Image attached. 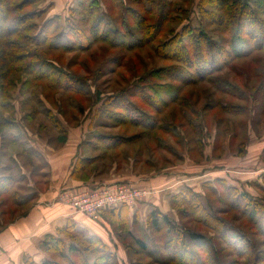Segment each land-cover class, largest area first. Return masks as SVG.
<instances>
[{
	"label": "rangeland",
	"instance_id": "374dc122",
	"mask_svg": "<svg viewBox=\"0 0 264 264\" xmlns=\"http://www.w3.org/2000/svg\"><path fill=\"white\" fill-rule=\"evenodd\" d=\"M90 1H96L98 4V21H100V25H108L109 27L107 28L110 32L118 30V41H123V43L127 44L130 41L132 42L133 38H141L142 42L147 45L127 51L126 49L128 47L124 44L123 48H115L105 43H98L91 44L90 46H83V49H88L87 52L84 53L78 51L77 53L68 52L65 54H56L55 56H60V64L63 68H66L68 65L72 66V68L66 69L67 73L77 77L79 81L83 80L85 85V87L82 88V91H84L83 95L88 97L90 104L88 103L89 105L86 104L83 109H80L77 106V102L75 100L72 101V97H70L71 99L67 100V104L70 105L71 108H69L65 115H61L60 111L54 107V105L59 106L64 98L59 99V97H56V99L52 101L54 105H51L40 97L38 101H34V104H36V107H42L43 110L51 108L55 119L60 121V123H66L68 126H71L73 130H76L75 127L78 128V126H81L79 128L87 131L88 125H91L92 132L96 136L98 134L115 135L117 133L121 135L126 134L128 136L137 135L141 131L138 125L133 126L134 124L132 123H129L132 126L128 125L126 127L117 125V121L115 120L116 116H114V112L117 109L109 106V104L112 103L111 98H113L114 95L118 96L122 89L126 88V94H128L129 91L131 92L133 88L129 89V86L132 84L134 86V84H136L134 82H137V78L147 75L149 70L170 67V62H164L160 56H156L157 54L155 55V47L151 45L149 39H142L144 35L140 37V33L134 26L135 20L133 18V10L138 11L140 15L144 13L141 3L145 0H38L31 8H35V10L39 12V19L35 21V23L39 25V28L45 26L48 21H53L55 26H57L56 32L65 33L70 25L75 27L78 20L77 14L80 5L83 2L87 4ZM173 2L180 11L172 14L173 17H176V20L168 24L166 28H172L177 33H181V27L184 25L198 28L200 24L196 9L198 0H173ZM156 9L157 10L153 8L154 12L151 16L152 18L146 16V25L157 19L159 6H157ZM248 23L249 21H243V28L249 29ZM101 29H103V26H101ZM211 29L210 26L206 27L207 34L212 37L213 41L219 43L221 36L211 34ZM233 29L235 30L234 27ZM122 34H124L125 37L122 38ZM165 37L167 38L168 35ZM162 43L163 40L160 41V44ZM133 47L134 46L131 48ZM122 55L125 57V64L127 60L131 61L129 68L132 69V73L127 74L124 73L123 69H120L118 72L124 74L125 79L129 77V80L127 79L126 83L118 84L116 83L115 75L109 72L111 67L114 68L113 61ZM137 57L143 60L144 68L140 60L136 61L133 59ZM212 75H216V79L222 82L220 88L224 86L226 94L217 93L212 87L213 85L207 81L200 83L196 87L187 86L182 96H180V100L189 99L187 100L188 102L191 100V105H194V108H192L193 111L195 109L200 111L198 120H190V118L193 117L192 110L191 113H185L187 115L183 120L177 117L175 124L182 123L183 125L180 126V128L174 125V132H170L166 141L163 142L166 151L159 150L154 146L152 140L146 139L139 140L138 142L136 141L132 145H127L126 148L121 146L119 149H131V156L128 154L124 156L125 161L121 166L122 170L117 172L114 171L115 167L112 163L109 165L108 169H106L104 175L93 177V179L96 178L101 183H107V181L117 178V173H121L122 176L128 179L142 181V183L156 184L162 183L164 179H187V177H192L198 173L200 176H198L197 181L193 180L188 184L187 181H185L183 185H186V188L190 187V190L194 193L198 192V200L211 220L208 223L202 213H196V202L193 205L194 201L188 205L180 204L173 207L170 202L172 198L170 195L168 199L165 200V205L163 204L164 211H167V213H161L168 217L170 226L175 229L174 233L168 232L166 223L160 227L161 229L154 232L146 222L145 224L141 222L140 226H133L131 229L132 234L127 232V227H124L123 224L116 221V227L113 228V226L108 227L106 225V229H104L105 233L110 238L107 242L110 243L105 244L108 247V251L105 253L110 254V260L100 258L99 254L101 249L93 245L87 248L88 252L91 253L86 260L88 264H96L95 261H97L98 264H170L169 262H165L168 259V246H165V244L169 236L175 241L174 238L178 234H183L186 246L188 245L191 249L195 248L193 250L197 251V255L202 256L205 261L207 259L206 252L212 250L211 245H213L219 251L221 264H228L232 261H238V264L245 263L247 258L241 259L235 257L233 253H231V249L226 241L220 237L222 232L218 231L221 227L218 228L219 225H217V222L224 223L222 230L230 237H233L236 233L238 234V230L242 229L241 232L243 233L244 231L250 241L256 243L255 253L264 251V239L253 236L255 230L251 229L250 226L243 222V219L240 218V211L232 208L235 207L236 204L230 205L233 199H228L233 197L225 193L226 191L232 193L235 189L237 193H233L234 196L247 193L254 202L264 204V185H259L262 182V177H264V173L259 175V171L262 172L264 170V157H262L264 156V90L262 91V89H264V53L252 52L244 58L233 62L229 67ZM24 78L22 77V80H24ZM135 78L136 81H134ZM150 81L155 82L156 80L151 79ZM261 92H263V94ZM19 93V87L11 92V98L16 107V118L14 116L12 118L7 117L10 121H16L21 116H24L30 111L32 105L30 104L28 107L24 108L21 105L22 97ZM124 99L126 102L134 101L130 99L129 96H125ZM218 103H220L221 108L223 106L226 110L224 108H218ZM131 107L130 105L129 108ZM77 109L82 111H77ZM173 113L178 115L175 112V107L170 106L161 116L155 114L151 115H153L157 122H160L162 119L164 124L169 125L172 121L171 118ZM38 120L39 123L43 124L42 132L39 135L38 132L34 133V131L36 132L38 129L35 125L31 127L34 131H31L25 124L22 125L23 128L29 130H27L28 133L15 128L13 135L18 138L20 144L29 148L27 143L32 141L31 139L33 136H38L41 141H47L46 138L50 137L55 141L60 137L66 139L65 136L61 135L62 133L58 134L60 131H55L43 116H38ZM138 120L137 123H145L144 121H140V118H138ZM188 120L191 121L192 125H188ZM78 130L80 131V129ZM29 133L30 135L32 133L34 134L30 136ZM88 137L89 136H87L86 139ZM95 138L96 137H93V139ZM142 144L147 147L145 148L146 153L141 156V163L137 166H133V161L131 159L132 152L139 146H142ZM57 145L58 143L52 144L54 147H57ZM147 149L153 154L150 156L146 155L150 154L147 153ZM29 150L31 149L29 148ZM15 153H22L20 146L16 148L11 147L8 152V160H6V162L1 161L0 163V177L12 176L16 180H13V183L9 187L10 193H12L11 197L7 199L9 203L7 202L8 204L6 207L1 208L0 211L4 209L8 210V206L13 210L11 206L13 203H11V201L19 199L24 201L32 195L33 199L36 198L35 193L39 190L37 186L44 181L42 162L27 157L25 159L27 162L23 158H17V164V161L11 159V156L15 155ZM99 154H101V152H88V156H96ZM144 162L148 164L147 167ZM198 162H201L200 169H192L193 164ZM168 163L172 165L168 166ZM155 165L157 166L155 167ZM3 166L4 168L2 169ZM143 166L144 168L142 169ZM257 171V174L253 173ZM33 172H35V174H33ZM90 179L92 182H95L92 178ZM247 180H251V183ZM132 185L135 187L134 184ZM96 186L97 185L94 187ZM136 187L138 188V186ZM177 187H181L180 184H176L173 188H169V191L177 192ZM63 194L64 192L60 190L58 197ZM162 198L163 197L159 195L156 199L159 200ZM1 200H3V197L0 198V201ZM139 200H141V198ZM139 203L140 201L132 207L137 206ZM32 205L33 203L30 204L29 209ZM175 208H178L179 211ZM29 209L25 214L28 213ZM110 210L112 209L103 211L99 219L93 221L75 213L71 209L73 215L84 220L88 219L92 221L90 223H95L96 225H101L102 217ZM10 219L11 215H8L4 218V221H10ZM0 222H3L1 218ZM11 224H13V222ZM118 226L120 229H118ZM216 227L218 232L216 231ZM77 228L86 231L80 226H77ZM2 230L4 231V228L0 229V234ZM118 231L120 233L119 236H117ZM190 232L201 234L205 237L204 241L199 243V245L195 243L192 244V242H189L187 239L188 233ZM86 233L88 232L86 231ZM88 235L90 234L88 233ZM50 236L65 240V245L67 246L68 240L64 239L62 236V238H60L58 234H52ZM136 241H140L144 246H140L138 244L139 242ZM184 242L182 244L178 241L175 244L176 251L181 256L183 252L180 251L185 244ZM14 246L15 245L12 244L9 248ZM197 247H199V249ZM36 249L38 250V252H36L38 253L37 256L33 254L27 255L28 257H25L22 262L20 261L18 264H30V262L34 264H43V262L45 260L48 261L49 258L54 260V264H80L84 262L81 260L76 261L72 257L68 259H59L55 254L45 252L44 250H46V248L40 247V244L36 245ZM7 255L6 250L0 249V259H2L4 263L7 262L5 260ZM183 256L184 258L186 257V255Z\"/></svg>",
	"mask_w": 264,
	"mask_h": 264
},
{
	"label": "trees",
	"instance_id": "16d2710c",
	"mask_svg": "<svg viewBox=\"0 0 264 264\" xmlns=\"http://www.w3.org/2000/svg\"><path fill=\"white\" fill-rule=\"evenodd\" d=\"M36 1L38 0H0V147L20 146L25 159L27 157L32 158L34 152L27 150L24 145L20 144L18 138L13 135L15 128L27 132L28 129L22 126L25 124L31 131H34L31 127L35 125L38 128L39 135L42 132L43 124L39 123L38 116H43L55 131H60L58 134H64L60 121L54 117L53 110L51 108L43 110L42 107H36L34 101H38V98L41 97L46 102L54 105L52 101L56 97H59V99L64 98L59 106L54 105L61 115H65L71 108L67 104V100L71 99L70 97H72V101L77 102L80 109H83L86 104H90L88 97L83 95L82 88L85 87L83 80L80 79L81 81H79L77 77L67 73L66 69L72 68V66L68 65L63 68L60 64V56H55L56 54L77 53L78 51L84 53L88 49H83V46L98 43H105L115 48H123L124 44L128 47L127 51L147 45L142 42L141 38H133L132 42L130 41L127 44L118 41V30L110 32L107 28L108 25H100L96 1H90L87 4L83 2L80 5L75 27L70 25L65 33L56 32L57 26L53 21H48L45 26L39 28V25L35 23L39 19V12L35 8H31ZM141 5L144 10L141 15L138 11L133 10L134 26L140 33V37L144 35L142 39H149L151 45L155 47V55L160 56L164 62H170V67L149 70L147 75L137 78L134 86L133 84L129 86V89L133 88L131 92L129 91L126 94L125 88L121 90L118 96L114 95L111 98L112 103L109 106L117 109L114 112L117 125L126 127L128 125L132 126L129 124L132 123L133 126L138 125L141 131L133 136L119 133L115 135L98 134L96 136L92 132V126L88 125L86 133L89 136L86 139L87 146L93 153L101 152V154L77 159L72 172L74 177L81 179L92 177L93 179L94 176L105 174L106 169L112 163L115 167L114 171H118L125 161L124 156L126 154L131 156V149L119 148L121 146L126 148L127 145H132L139 140H152L156 148L166 151L163 142L166 141L170 132H174V125L179 128L183 125L182 123L175 124L177 117H180V120L185 119L187 115L185 113H191L192 108H194V105H191V100L189 102L187 101L189 99L180 100L184 89L187 86L196 87L207 81L213 85L212 87L217 93L226 94L225 87L220 88L222 82H219L216 75L212 74L220 72L252 52L264 53V0H198L196 9L200 19L199 27L192 28L189 25H184L181 27V33H177L172 28H166L168 24L176 20V17H173L172 14L180 11L173 0H145ZM157 6H159L157 19L146 25V16L152 18L153 8L157 10ZM243 21H249V29L243 28ZM101 26H103V29H101ZM207 26L212 28L211 34L221 36V38L219 37V43L213 41L212 37L207 34ZM166 35H168L167 38ZM121 36L122 38L125 37L124 34ZM162 40L163 43L160 44ZM132 46L134 47L131 48ZM133 59L140 60L144 68L143 60L140 57ZM124 62V55L117 57L113 61L114 68H110L109 73L115 75L118 84L126 83V80H129V77L125 79L124 74L118 72L120 69H123L124 73H132V69L129 68L131 61L127 60L126 64ZM22 77H25L24 80H22ZM151 79L156 81L152 82ZM134 81H136V78ZM17 87H19V94L22 97L21 105L24 108L30 104L32 105L30 111L24 116L16 121H10L7 117L12 118L16 115V107L11 98V92ZM261 93L263 94V92ZM125 96H129L134 101L126 102ZM130 105L133 108H129ZM170 106L175 107V112L178 115L172 114V121L169 125L164 124L161 117V121L157 122L151 115L161 116ZM217 107H220V103L217 104ZM222 108L224 107L222 106ZM80 109H77V111H82ZM199 113L200 111L195 109L190 120H198ZM138 118L145 123H137ZM187 123L192 125L189 120ZM93 137L96 138L93 139ZM60 138L56 139L57 143H61L65 139ZM145 148L147 147L142 144L132 152L133 166L141 163V156L146 153ZM147 153H150L148 149ZM152 154L146 155L150 156ZM146 162L144 164L147 167ZM171 165L168 163V166ZM13 180L16 181L12 176L0 177V198L3 197V200L0 201V209L5 208L9 203L7 199L12 195L9 187ZM93 180L95 182L90 181L91 186L130 184L128 181L118 180L117 178L111 179L107 183H101L96 178ZM259 185H264V177H262V182ZM225 193L233 197L228 200L233 199L230 205L236 204L232 208L240 211V218L243 219V222L255 230L253 236L264 239V204L254 202L247 193L234 196L233 193H237L235 189L232 193L229 191ZM198 195L192 192L190 188H186L174 194L170 202L173 207L180 204L188 205L192 201H194V205L196 202V213H202L209 223L211 218L203 210ZM32 200L33 195L24 201L21 199L11 201L13 210L8 206V210L0 211V218L3 220V222H0V229L24 216ZM126 208V206L118 207L107 211L105 214H110L112 221H117L123 224L124 227H128L125 220ZM175 209L179 211L178 208ZM155 211L150 213L146 221L151 230L155 232L166 223L168 232L174 233L175 229L170 226L168 217L159 211ZM8 215H11V219L5 222L4 218ZM223 224V222H217L218 228L221 227L218 230L222 232L220 237L226 241L235 257L247 258L243 264H264V251L255 253L256 243H252L246 233L241 232L242 229L238 230V234L236 233L233 237H230L222 230ZM56 234L60 238L63 237L68 240L67 246L65 240L48 235L40 242V247L46 248L45 252L55 254L59 259L72 257L76 261H84L80 264H88L86 260L91 253L88 252L87 248L94 245L101 249L100 258L110 260V254L105 253L108 251V247L99 238L88 235L86 231L78 229L72 223H68L66 227L57 230ZM204 238L201 234L194 232L188 233L187 236L189 242L197 245L203 242ZM174 240L169 236L165 244V246H168V259L165 262L170 264H221L219 251L213 245H211L212 250L206 252L207 259L205 261L202 256L197 255V251L193 250L195 248L191 249L188 245L186 246L183 234L176 235ZM178 241L182 244L185 243L180 251L183 252V255H186L185 258L176 251L175 244ZM136 242H139L140 246H144L140 241ZM199 247L197 248L199 249ZM95 262L98 264L97 261ZM237 262L232 261L228 264H238ZM54 263L51 258L43 262V264ZM30 264L34 263L30 262Z\"/></svg>",
	"mask_w": 264,
	"mask_h": 264
},
{
	"label": "crops",
	"instance_id": "0c3cea01",
	"mask_svg": "<svg viewBox=\"0 0 264 264\" xmlns=\"http://www.w3.org/2000/svg\"><path fill=\"white\" fill-rule=\"evenodd\" d=\"M61 126L64 132L62 135L65 136L66 139H64L63 142L58 143L57 147L52 146V144L57 143V141H55L52 137L46 138L47 142L41 141L38 136H33L31 139L32 141L27 143L28 147L31 149L30 151L34 152L32 158L43 163L42 171L44 172V181L38 184L37 187H39V190L35 193L36 198L33 199V205L29 209L28 213L17 218L13 224L4 228V231L2 230L0 234V249L6 250L8 255L5 257L7 262L4 263L3 260L0 259V264H18V262H22L25 257H28L27 255L33 254L37 256L38 253L36 252H38V250L36 249V245L40 244L46 236L52 234L56 235V231L66 227L68 223L84 228L90 235L99 238L104 244L110 243H107L110 238L105 233L104 229H106V225L108 227L113 226L114 228L117 224L111 220L110 214H106L102 217L101 225H96L95 223H90L92 221H89L88 219L84 220L76 215H73L71 209L69 208L70 206L58 199L60 190L71 189L79 193L86 191L88 187L91 186L90 178L81 179L74 177L72 174L77 159L90 157L88 156V152H90V150L86 142L87 131L79 128L81 126H78V128L75 127L76 130H73L72 127L68 126L66 123H61ZM78 129H80V131ZM37 132L38 130H36V132L34 131V133ZM32 134L30 135L29 133L30 136H32ZM11 147H0V163L1 161L6 162V160H8V152ZM16 147L18 146H13L12 148ZM17 158H23L25 160L23 153H15V155L11 156V159L15 161H17ZM200 167L201 162H198L193 164L192 169L199 170ZM121 170L122 169L119 168L118 171ZM253 173L257 174L258 171ZM263 173L264 170L262 172L259 171V175ZM101 175L98 176L100 177ZM195 175L192 177L189 176L187 179L175 178V180L172 177L173 179H164L162 183L148 184L144 182L142 183V181L125 178L121 175V173H117L116 177L118 180L124 179V181L134 184L135 187H140L139 190L145 192L144 197L140 200V203L137 206L126 208L125 220L128 226V232L132 233L131 229L133 226H140L141 222L145 224L148 219V215L154 210L167 213V211H164L165 209L163 208L165 200L168 199V196H173L177 192L185 189L186 185H183L185 181H187V184L193 180L197 181V178L200 175H198V173ZM247 181L251 183V180ZM176 184H180L181 186L176 188L177 192L169 191V188H173ZM159 195L163 198L157 200L156 198L159 197ZM118 229H120L119 226ZM119 234L120 233L118 231L117 236H119ZM12 244L15 246L9 248ZM32 259L34 260L33 256Z\"/></svg>",
	"mask_w": 264,
	"mask_h": 264
},
{
	"label": "built area",
	"instance_id": "2783aa9c",
	"mask_svg": "<svg viewBox=\"0 0 264 264\" xmlns=\"http://www.w3.org/2000/svg\"><path fill=\"white\" fill-rule=\"evenodd\" d=\"M64 194L59 196L77 214L93 221L99 219L100 214L117 207L136 205L145 195L144 191L134 188L130 184H109L90 186L86 191L75 192L63 189Z\"/></svg>",
	"mask_w": 264,
	"mask_h": 264
}]
</instances>
